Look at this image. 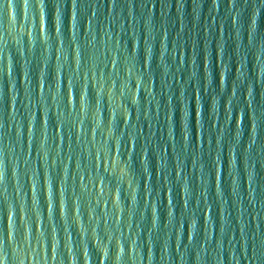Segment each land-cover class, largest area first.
<instances>
[{
	"label": "water",
	"instance_id": "95a60500",
	"mask_svg": "<svg viewBox=\"0 0 264 264\" xmlns=\"http://www.w3.org/2000/svg\"><path fill=\"white\" fill-rule=\"evenodd\" d=\"M0 264H264V0H0Z\"/></svg>",
	"mask_w": 264,
	"mask_h": 264
},
{
	"label": "clouds",
	"instance_id": "9594fccd",
	"mask_svg": "<svg viewBox=\"0 0 264 264\" xmlns=\"http://www.w3.org/2000/svg\"><path fill=\"white\" fill-rule=\"evenodd\" d=\"M44 20V17H43V13L41 14V21H43Z\"/></svg>",
	"mask_w": 264,
	"mask_h": 264
}]
</instances>
